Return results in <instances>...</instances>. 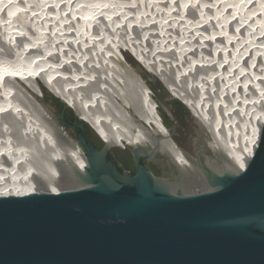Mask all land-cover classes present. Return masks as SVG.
I'll list each match as a JSON object with an SVG mask.
<instances>
[{"label":"rangeland","instance_id":"1","mask_svg":"<svg viewBox=\"0 0 264 264\" xmlns=\"http://www.w3.org/2000/svg\"><path fill=\"white\" fill-rule=\"evenodd\" d=\"M8 1L3 8L10 4ZM88 2L90 0H22L20 13L15 10L8 15L2 8L0 10V59L9 60L17 49L22 58L35 60L34 57L43 58L48 55L46 60L50 64L47 62V65L51 67L58 65L59 61H53L56 58L51 59V64L50 55L42 52V48H38L40 44L48 43V51L51 49L63 51L62 53L58 51L57 57L63 55L61 59L67 61L64 67L72 71L76 67L82 68L81 73L91 71L94 67L98 70H101L100 67L117 70L125 68L124 71L128 69L127 71L131 72L130 74L133 73L147 88L154 107L160 115L165 117L172 139L177 146L195 161L199 154L201 157L211 156L212 150L208 147L211 136L207 133L205 124L200 122L190 107L185 104L181 103L187 112H180L175 104L178 99L165 87L163 81L149 69L145 62L137 59L138 62L121 45L127 40V43L134 41L145 53L148 52L150 56L153 54L151 58L154 64L158 63L160 67L169 69L171 73L173 71V77L176 75L174 79L179 86L181 85L180 87H188L191 90L192 84L198 85V88L208 85L207 89L211 86L210 91L207 92L210 94H205L203 91L204 96L213 95L214 91L221 87L220 97L226 99L223 105L226 104L224 107L229 110H226L230 112L229 116H237V128L241 129L240 131L246 128L248 131L251 117L248 116L249 108L247 110V107L251 105L246 103L243 105V103V107L240 108L239 102L248 98L249 95L252 96V88L255 90V87H258L256 91L264 92V11H258V7L264 6V0H192L188 3L184 0L186 4L178 0H100L102 9L98 8V12L90 14L91 16H88L89 18H86L81 26L76 22L75 16L79 7ZM202 10L204 17L196 20V14H201ZM251 13L255 14L253 15L255 18ZM256 13L257 15L260 13L259 18ZM31 39H37L33 42L35 44L30 43ZM108 50L113 54V59L105 57ZM251 50L253 52H250ZM124 53L129 54L140 67L130 65L123 57ZM3 78L4 76H2L1 84ZM4 83L13 91L12 94L9 91L12 95L10 98L19 106L21 116L29 117L35 126L42 127L49 135L52 132L50 130L54 129V127L50 129L49 126H52L50 122H55L72 139L77 140L81 130L72 126L65 112L44 96L41 89L46 86L40 80H31L30 86L31 84L33 86L31 89L14 80L5 79ZM160 84L164 91L159 89ZM113 85L117 91L121 88L118 84ZM46 90L62 103L63 98L56 91H51L52 94L50 90L53 89L47 87ZM198 90L201 91V89ZM256 101H253L252 108L260 110L259 102ZM223 105L222 109H224ZM69 107L67 106V109L71 108ZM4 115L0 112V139L9 144L15 138L9 132L8 122L10 121ZM9 116V118L13 117L10 114ZM63 122L69 126L65 127ZM22 124L20 126L15 124L22 140L16 141V144L13 142L14 146L21 151L26 147L35 150L39 141L35 139L37 142H34L25 138ZM87 126L92 132L89 134L91 141L97 148L102 149L104 144L99 138L100 135L95 133L89 125ZM58 133L50 136L55 142L61 139ZM97 140L101 141L102 145ZM10 146L14 148L13 145L10 144ZM140 146L133 143L117 144L109 151V156L124 162L123 170L134 174L136 167L133 153ZM142 160L155 177L169 179L167 174L172 167L166 158L145 155Z\"/></svg>","mask_w":264,"mask_h":264},{"label":"water","instance_id":"2","mask_svg":"<svg viewBox=\"0 0 264 264\" xmlns=\"http://www.w3.org/2000/svg\"><path fill=\"white\" fill-rule=\"evenodd\" d=\"M74 115L86 186L0 197V264H264V124L239 175H218L199 154L215 191L185 196L149 171L146 148L133 153L136 172H125L109 156L115 146L99 137L97 148Z\"/></svg>","mask_w":264,"mask_h":264},{"label":"bare ground","instance_id":"3","mask_svg":"<svg viewBox=\"0 0 264 264\" xmlns=\"http://www.w3.org/2000/svg\"><path fill=\"white\" fill-rule=\"evenodd\" d=\"M7 1L0 0V7L2 6L0 10ZM12 1L11 3L8 1L10 4L3 8V12H6L7 15L15 10L18 13L21 11L22 0ZM99 1L93 0L91 2L90 0L86 5H81L77 11V16H75L76 22L82 26L86 18H89L98 8L102 9V4ZM178 2L182 3L184 0H178ZM185 2H192V0H185ZM258 8V11H264V6ZM259 14L257 15L258 18ZM253 15L255 16V14H252V17H254ZM200 17H204L203 10L201 14H196V20ZM81 20L82 23H80ZM34 41H37V39H31L30 43L35 44ZM127 41H124L121 45L136 60L139 59L145 62L149 69L163 81L165 87L182 104L190 107L199 121L205 124L207 133L211 136V138L209 137L211 140L208 147L212 150V155L207 156L205 154L206 156L201 157L198 162L220 176L241 174L247 168L260 139V131L262 124H264V92L256 91L258 87L256 88L254 85L255 90L252 88V96L249 95L248 98L242 99L243 101L240 100V108L243 103V105H251L247 107V110L249 108L248 116L251 117L249 129L247 131L244 128L240 131L241 129L237 128V116H229L230 112H227L229 110L224 107L226 104L223 105V101H226V99L220 97L221 87L218 88L219 90L217 89L218 91H214L213 95L208 96H204L210 91L211 86L208 87L209 89L206 88L208 85L199 86L198 88V85L192 84L191 90L188 87H180L181 85L179 86L176 79H174L176 75L173 77V71L171 73L169 69L160 67L158 63L154 64L151 58L153 54L150 56L136 42L127 43ZM47 46L48 43L40 44L38 48H42V52L50 55L51 64L52 60L56 58L53 61H59L58 65L52 67L47 65L48 60H46V57L48 55L43 58L34 57L35 60H32L33 58L27 59V57L22 58L19 56L17 49L9 60L0 59V112L5 114V118L10 121L8 122L10 125L9 132L15 138L9 144L5 143L2 138L0 139V197H24L44 193L57 194L84 188L86 184L79 179L76 171L83 173L88 166L82 149L61 126L55 122H50L52 124V126H49L50 129L52 127L54 129L50 130L52 132L49 135L42 127L35 126V123L29 117L20 115L19 106L10 98L13 91L4 83L5 79L17 81L28 89L33 87L32 84L30 86L31 80H40L46 88L56 91L63 98L64 101H62L65 104L67 103L66 105L70 106L74 110L73 112L109 145L133 143L141 145L139 148H146L150 157L160 156L166 158L172 169L169 172L166 170L169 179H163L161 183L168 191L185 196L215 191V188L211 187L206 179L198 162L195 163L196 161L188 157L174 142L169 128L163 120L161 121V115L154 107L153 100L140 79L135 77L133 73L134 76L130 74L131 72H128V69L124 71L125 68L124 70H117L111 67V69L100 67L101 70H98L94 67L91 71L87 70L88 72L84 73H81L80 69L82 68L77 69L78 67L73 71L69 70L64 67V63L67 61L61 59L63 55L57 57L58 51L61 53L63 51L59 49H57L58 51L52 49L48 51ZM250 52H253V50ZM105 57L113 59L114 56L108 50ZM71 67L74 69L73 66ZM2 76H4V84H1ZM113 84H118L121 87H119V91L114 89ZM198 89H201V91ZM9 91H11V94H9ZM203 91L205 94H203ZM255 100L259 102L260 110H253L252 103ZM222 105L224 109H222ZM9 114L13 117L9 118ZM15 124L17 126L23 125L25 138L27 137L34 142H37L35 139L39 141L35 150L26 147L21 151L14 146L16 141L21 142L22 140V137L17 133ZM56 132L60 133H58V136L60 135L61 139L58 142L50 137L53 134L57 135ZM173 169H175L174 172Z\"/></svg>","mask_w":264,"mask_h":264},{"label":"trees","instance_id":"4","mask_svg":"<svg viewBox=\"0 0 264 264\" xmlns=\"http://www.w3.org/2000/svg\"><path fill=\"white\" fill-rule=\"evenodd\" d=\"M123 57H125V59H126V61L130 64V65H132V66H134V67H140L139 66V64L129 55V54H127V53H124V56ZM36 80V79H35ZM159 89L160 90H163L164 91V88L162 87V85L160 84L159 85ZM42 92H43V94H44V96L46 97V98H48L49 100H51L53 103H54V105L55 106H57L61 111H63V112H65V114L67 115V117H68V119H69V121H71V122H73V120H74V114H73V112H72V110L71 109H67V108H65V106L58 100V99H55L47 90H46V88H44V87H42ZM50 91H53V92H55L54 90H50ZM57 94V93H56ZM57 97V96H56ZM179 101V100H178ZM175 101V104L177 105V108H178V110L180 111V112H187L186 111V109L183 107V105L181 104V102L179 101ZM162 115V114H161ZM162 117H163V119H162ZM162 117H161V121L163 120V122L165 123V125L168 127V124H167V122H166V119H165V117L162 115ZM92 134V132L90 131V129H89V127L86 125V134L87 135H89V134ZM90 136V135H89ZM93 137H94V135H92ZM95 139H96V137H94ZM97 142L100 144V145H102V143H101V141H98L97 140Z\"/></svg>","mask_w":264,"mask_h":264},{"label":"flooded vegetation","instance_id":"5","mask_svg":"<svg viewBox=\"0 0 264 264\" xmlns=\"http://www.w3.org/2000/svg\"><path fill=\"white\" fill-rule=\"evenodd\" d=\"M87 137L91 140V137L89 135H87ZM116 163L122 168L124 169V162L122 163L121 161H119V159L115 158ZM126 166V165H125ZM127 167V166H126ZM128 168V167H127Z\"/></svg>","mask_w":264,"mask_h":264}]
</instances>
